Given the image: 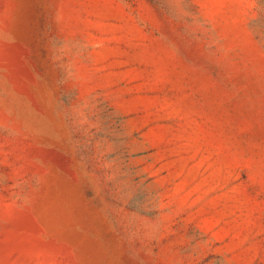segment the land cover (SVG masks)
<instances>
[{"label": "rangeland", "instance_id": "rangeland-1", "mask_svg": "<svg viewBox=\"0 0 264 264\" xmlns=\"http://www.w3.org/2000/svg\"><path fill=\"white\" fill-rule=\"evenodd\" d=\"M0 264H264V0H0Z\"/></svg>", "mask_w": 264, "mask_h": 264}]
</instances>
